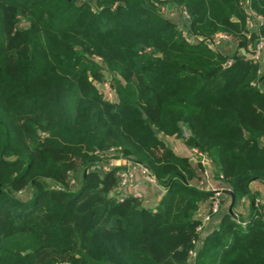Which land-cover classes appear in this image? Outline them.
<instances>
[{"label":"trees","instance_id":"16d2710c","mask_svg":"<svg viewBox=\"0 0 264 264\" xmlns=\"http://www.w3.org/2000/svg\"><path fill=\"white\" fill-rule=\"evenodd\" d=\"M219 34L247 51L264 38V0H0V264H264V200L250 188L264 185V74L210 49ZM161 137L205 156L247 216L214 217L198 243L206 166ZM110 150L161 187L154 208L109 196L119 169L92 168Z\"/></svg>","mask_w":264,"mask_h":264},{"label":"built area","instance_id":"2783aa9c","mask_svg":"<svg viewBox=\"0 0 264 264\" xmlns=\"http://www.w3.org/2000/svg\"><path fill=\"white\" fill-rule=\"evenodd\" d=\"M244 8H245V11H246L247 16H248V27H249V29L250 30L255 29L257 31L258 27L263 24V19L255 16L254 13L248 7V4L246 2H244ZM183 15H184L185 19L188 20V17L185 15V13ZM182 34L185 37V39L191 44H196V43H198V41H200L199 38L192 37L191 35H189L187 30H186V32H184V30H183ZM230 39L231 38L227 35L219 34V35L215 36L214 38H212L211 41L207 42V44L210 47V49L217 51L214 47L217 45L218 41H220V40L230 41ZM263 51H264V38H259L255 42V46L252 49L247 50V57L250 59H253L256 62L260 61L261 54L263 53ZM108 89H110V87H109V84L107 83V85L104 86V88H103L104 92L102 93L103 99L105 101H111L113 99V91L110 90L109 92H107ZM192 152L198 156L201 163L206 166V169H208V166L210 165L209 160L205 156L198 154L195 150H192ZM113 155H114V151L110 150L109 152L106 153V156L110 159H108L106 162H100V163L96 164L92 169H93V171L98 172L101 176H104L105 174L109 173L110 171H112L114 169H119L115 175L118 179V191H116L115 194L113 193V196L116 195L119 200H121V198L124 197V195H122L120 193V190H122L124 188H129L134 183V180H135V173H134V169H133L134 166L138 167L142 173L149 175L152 183L157 184V182L153 179V177L150 175V173L145 168H143L139 165H136L132 162H129L127 160L121 159V158L120 159H112ZM119 161H123L124 165H118ZM205 173H206L205 176L209 177L207 172H205ZM211 192H213V197L209 203V205H210L209 211L204 216V218L201 219V223L197 227V232H198V236H199L198 243H200L205 236L204 233L206 230V226H209L210 224H212L213 218L216 217L220 212V202L216 198L219 195V190H213L212 189ZM132 196L139 199L138 196H134V195H132ZM255 204H256V206L262 205L263 200L257 199L255 201ZM190 254H192V252H190Z\"/></svg>","mask_w":264,"mask_h":264},{"label":"crops","instance_id":"0c3cea01","mask_svg":"<svg viewBox=\"0 0 264 264\" xmlns=\"http://www.w3.org/2000/svg\"><path fill=\"white\" fill-rule=\"evenodd\" d=\"M231 47L224 46L223 51L224 54L230 55ZM261 64V67L264 71V51L262 53V56L260 58L259 61V65ZM261 74H264L261 73ZM260 89H264L263 83L262 85L258 84L257 85ZM173 147L176 151V153L179 156H184V157H188L189 158V154L187 153V148L185 147L184 143L182 140L178 139V138H174L173 140ZM264 142V140H263ZM194 163V162H192ZM196 163V162H195ZM118 165H124L123 161H119ZM134 169V173H135V180L134 183L131 187L129 188H124L122 190H120V193L124 196L127 195H134V196H138L139 200H141L143 202V204L148 207V208H154L159 200L160 194L162 193V189L158 184H154L151 182V178L149 175L144 174L140 171V169L136 166L133 167ZM197 186L201 189H207L208 186H210L211 188H218L220 186L219 182L215 181L213 178H211V180L208 181V185H205V183L200 182V180L198 182H196ZM203 185V186H200ZM251 191L254 192L255 194H257L259 197H262L264 200V185L260 182H254L250 185ZM207 191V190H206ZM222 193H224L222 191ZM224 195H227L226 193H224ZM231 200V198H230ZM244 207V208H243ZM208 205L206 203H203L199 206L198 212H197V217L199 219L200 215L204 214L205 211L207 210ZM245 209L246 208V204H241L239 206L236 207V209L238 210L237 213L241 214L243 217L247 216V210H240V209ZM215 225V223H213L212 225L210 224L209 226H206V231L209 232L210 227H213Z\"/></svg>","mask_w":264,"mask_h":264},{"label":"rangeland","instance_id":"374dc122","mask_svg":"<svg viewBox=\"0 0 264 264\" xmlns=\"http://www.w3.org/2000/svg\"><path fill=\"white\" fill-rule=\"evenodd\" d=\"M160 11H161V14L163 15V16H165L166 18H168V19H171V20H173L174 22H177V23H179L180 22V26H183L184 25V23L185 22H187L186 21V19H185V17H184V15H183V13H181V12H179L177 9H175V8H172V7H170V6H163V8L161 7L160 8ZM183 18L185 19V20H183ZM185 25H186V23H185ZM187 26V25H186ZM185 27V26H184ZM182 30H184V29H182ZM184 32H186L185 30H184ZM226 45L227 46H230L231 47V49H230V52H229V54L231 55H233V53H236V51H238L239 53H244L246 56H247V51H245L243 48H238L237 46H236V41H233V39H230V41H226V40H220V41H218L217 42V45L214 47L217 51H223V48H224V46L226 47ZM255 46V44L253 43V44H250L249 45V48L248 49H252L253 47ZM247 49V50H248ZM261 56H262V54H261ZM257 62H259V61H257ZM102 68L104 67L103 65H100ZM264 71H263V69H262V67H261V64L259 65V69H258V76L261 74V73H263ZM262 75V74H261ZM107 83L108 84H110L111 85V83H112V78H111V75L106 71V70H103V77H102V81H101V83L98 85V88H99V90H100V92H101V94L104 92L103 91V88H104V86L105 85H107ZM109 85V87H110V89H108V91L107 92H109L110 90H112V87ZM260 85H262V84H260ZM263 86H264V83H263ZM103 95V94H102ZM163 140H166L167 142H171V146H173V140H174V138H176V137H173V138H166V137H161ZM181 140V139H180ZM184 143V142H183ZM185 145V144H184ZM173 147H176V146H173ZM186 147V146H185ZM177 148V147H176ZM187 150V153L189 154V159L191 160V162H196L197 161V158H198V156L197 155H195L193 152H192V150H190V149H186ZM205 172H207V174H208V176L209 177H206L205 175H206V173ZM201 174H200V182H202V183H205V185H208V181L209 180H211V178H213V174H212V169H206V170H203V171H201L200 172ZM72 183V182H71ZM75 184H77V183H75ZM200 186H203V185H200ZM79 187H78V185H74V184H70V186H69V189L70 190H72V191H77L76 189H78ZM201 189V188H200ZM212 189L213 190H219V195L216 197L218 200H219V202H220V212H219V214L217 215V217L218 216H220L219 218L221 219L222 218V215L223 214H225V213H227V212H229V207H230V205H231V200H230V196L229 195H224V193H222V191L224 192V191H229V190H227V189H224V188H211L210 186H208L207 187V189H201V190H204V191H212ZM215 197V196H214ZM242 203L243 204H248V202L247 201H242ZM241 203V204H242ZM207 205H208V208H207V210L205 211V213L204 214H202V215H200V217H199V220H200V223H201V219L202 218H204V216L208 213V211H209V208H210V205H209V203H206ZM241 204H239V205H241ZM238 205V206H239ZM237 207V206H236ZM236 207L235 208H232V214H238L237 213V209H236ZM244 208V207H243ZM246 209V208H245ZM245 209H240L241 211L242 210H244L245 211ZM219 218H216L215 220H214V222L213 223H215V225L212 227V229H211V227H210V230H209V232H211L213 229H214V227H217L218 226V224H219ZM216 221V222H215ZM240 224V223H239ZM242 225L244 224V223H241ZM208 231H206L205 230V233H207ZM190 256H191V258L194 256L193 254H190Z\"/></svg>","mask_w":264,"mask_h":264},{"label":"water","instance_id":"95a60500","mask_svg":"<svg viewBox=\"0 0 264 264\" xmlns=\"http://www.w3.org/2000/svg\"><path fill=\"white\" fill-rule=\"evenodd\" d=\"M143 118H145V116H143ZM247 137H248V134L245 133V138H247ZM224 193H226L227 195H229L230 198H231V205H230V207H229V213L232 214V205H233V202H234V197H233V195L230 193V191H224ZM109 196L112 197V196H113V193H112V192L109 193Z\"/></svg>","mask_w":264,"mask_h":264}]
</instances>
